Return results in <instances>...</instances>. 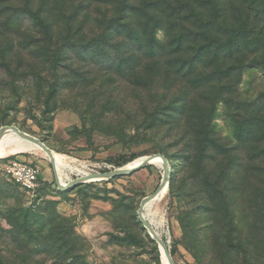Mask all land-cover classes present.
<instances>
[{"label":"rangeland","instance_id":"1","mask_svg":"<svg viewBox=\"0 0 264 264\" xmlns=\"http://www.w3.org/2000/svg\"><path fill=\"white\" fill-rule=\"evenodd\" d=\"M12 126L79 161L65 181L164 155L151 211L174 264H264V0H0V130ZM13 158L40 169L34 197L5 175ZM163 175L60 190L45 153L0 159V228L13 210L60 216L75 264H164L138 217Z\"/></svg>","mask_w":264,"mask_h":264},{"label":"trees","instance_id":"2","mask_svg":"<svg viewBox=\"0 0 264 264\" xmlns=\"http://www.w3.org/2000/svg\"><path fill=\"white\" fill-rule=\"evenodd\" d=\"M145 5L142 9L144 19H150V7ZM127 6V5H126ZM137 9V8H136ZM31 21H36L38 26L47 29L48 26L37 13L29 12ZM124 18L122 21H125ZM139 45L143 46V39L140 36L134 37ZM18 186V185H17ZM19 187V186H18ZM41 187V186H40ZM39 188L37 190H40ZM13 218L10 219L11 229L2 230L0 233L3 241L2 255L0 250V264H63L69 262L75 264L79 260L78 240L73 234L70 237L71 229H67L64 220L60 216H53L48 223H43L45 218L42 215H32L31 210H13ZM62 220L59 222V220ZM62 223V224H61ZM72 235V234H71ZM10 244L14 245L13 253L9 251ZM81 245V249L83 248ZM80 249V251H81ZM76 252V253H75Z\"/></svg>","mask_w":264,"mask_h":264},{"label":"bare ground","instance_id":"3","mask_svg":"<svg viewBox=\"0 0 264 264\" xmlns=\"http://www.w3.org/2000/svg\"><path fill=\"white\" fill-rule=\"evenodd\" d=\"M40 152L45 153L39 146L33 145L31 143H28V142L20 139L15 133H13L12 131H9V130L5 131V135H4V137L0 143V159H6V158L13 157V156L21 155V154H34V155H36ZM45 155L49 158V156L46 153H45ZM53 155H54V164L56 166V170L59 173L61 183L64 186L68 182H71L69 180V178H67L66 181L64 180V177L66 175L65 170H67V172H68V170H71L73 172L72 164L75 165L79 161L70 157V156L59 154V153L53 152ZM146 159L147 158H140V159L134 161L133 163H130L126 169L136 168L139 165H141L143 162H145ZM153 164L160 166V167H163V161L160 158L153 161ZM84 167L87 168L85 165H84ZM84 174H85V176H90V175H87V173H84ZM90 178L91 179H89L87 182H94V181L101 180V179H96V178H92V177H90ZM166 194H167V188H165L163 191H161L159 196L157 198H155L152 202L148 203L146 205V210H145V212H146L145 218L152 224V226L154 227V229L157 232V235L159 237H160V234L158 233V228L163 227L165 225V223H166V219L164 217L165 215L161 216L157 212L158 210L157 211H151V209L155 206V204L157 202H159L161 200V198L165 197ZM161 252H162L164 264H169L163 246H161Z\"/></svg>","mask_w":264,"mask_h":264},{"label":"water","instance_id":"4","mask_svg":"<svg viewBox=\"0 0 264 264\" xmlns=\"http://www.w3.org/2000/svg\"><path fill=\"white\" fill-rule=\"evenodd\" d=\"M12 131L13 133H15L20 139L31 143L33 145H37L39 146L50 158V162L54 164V155H53V151L42 141H40L38 138L32 137L22 131H20L19 129H17L16 127H5L2 128L0 130V143L5 135V131ZM162 159L163 161V171H164V175H163V181L161 186L159 187V189L157 190V192L155 194H153L152 196L148 197L147 199H145L139 209L138 212V217L139 220L141 221V223L145 226V228L148 230L149 234L151 235V237L161 246H163L165 254L167 256V260L169 262V264H174L172 256L169 252L167 243H165L158 235L157 232L155 231L154 227L152 226V224L145 218V210H146V205L150 202H152L157 196H159L160 192L163 191L165 188L168 187V180L170 177V173H171V165H170V161L162 154H158L155 155L153 157L147 158L145 162H143L141 165H139L136 168L133 169H122V170H117L113 173H106V174H96L93 176H85L82 178H78L74 181L68 182L66 185H62L61 183H57L58 187L60 190H68L72 187H76L79 185H83L86 184L87 181L89 179L92 178H96V179H101V180H110L116 177H120V176H125V175H129L137 170H139L142 167L148 166V165H152L153 161H155L156 159Z\"/></svg>","mask_w":264,"mask_h":264},{"label":"built area","instance_id":"5","mask_svg":"<svg viewBox=\"0 0 264 264\" xmlns=\"http://www.w3.org/2000/svg\"><path fill=\"white\" fill-rule=\"evenodd\" d=\"M4 173L14 184L33 197L41 186L40 169L36 165L26 163L18 158L8 161Z\"/></svg>","mask_w":264,"mask_h":264}]
</instances>
